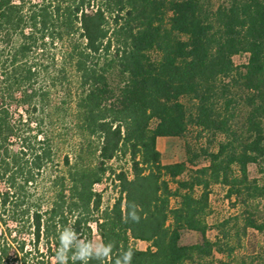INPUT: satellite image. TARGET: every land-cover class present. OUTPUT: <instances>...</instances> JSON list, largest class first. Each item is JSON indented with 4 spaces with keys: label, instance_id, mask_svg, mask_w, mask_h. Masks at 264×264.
<instances>
[{
    "label": "trees",
    "instance_id": "1",
    "mask_svg": "<svg viewBox=\"0 0 264 264\" xmlns=\"http://www.w3.org/2000/svg\"><path fill=\"white\" fill-rule=\"evenodd\" d=\"M190 126L223 136L208 165L163 164ZM213 185L239 211L211 241ZM67 228L112 245L88 264H205L264 234V0H0V264H57Z\"/></svg>",
    "mask_w": 264,
    "mask_h": 264
},
{
    "label": "rangeland",
    "instance_id": "2",
    "mask_svg": "<svg viewBox=\"0 0 264 264\" xmlns=\"http://www.w3.org/2000/svg\"><path fill=\"white\" fill-rule=\"evenodd\" d=\"M224 0H213V4L218 5ZM248 55L240 54L233 57V63L236 67L240 68L247 63ZM68 141L69 137L66 138ZM223 140L221 135H213L210 133L202 132L193 126L188 128L186 134L181 138H160L157 142V149L162 155L163 164H172L179 162H186L187 167L190 169L192 166L188 161L192 160L194 165L203 167L208 165V161L203 156L202 151L207 150L209 152H215L217 145ZM61 156H63L69 150L68 144L61 146ZM113 164L123 167L126 171L129 170L128 164L125 160H122L119 164L114 162ZM251 177H257L255 167L249 168ZM183 175L182 178H185ZM172 188L175 185L171 184ZM96 192L101 194L102 208L111 207L119 196L116 184L111 179L104 180L101 184L94 186ZM176 206V200H171V207ZM238 209L232 206V202L225 198V189L220 185H213L210 188L209 195V215L207 216V223L210 229L206 233V237L214 241L218 232L213 227L220 224L226 219H229L238 213ZM28 241L29 237L24 236ZM200 235L194 232H184L181 238V244L183 245H196L200 243ZM234 242V241H232ZM93 245L100 243L99 237L94 233ZM234 245V243L232 244ZM135 247L139 250H145L148 247L147 243L136 242ZM236 250L230 258H226L223 255L214 254V257L206 260L205 264H217V261L222 260L227 264H259L260 255L263 256L264 251V234L256 233L252 230L247 232V236L242 239L241 245H236ZM30 251L31 246L26 243V247ZM42 251V248H41Z\"/></svg>",
    "mask_w": 264,
    "mask_h": 264
},
{
    "label": "clouds",
    "instance_id": "3",
    "mask_svg": "<svg viewBox=\"0 0 264 264\" xmlns=\"http://www.w3.org/2000/svg\"><path fill=\"white\" fill-rule=\"evenodd\" d=\"M135 218V217H134ZM60 250L58 251L55 260L57 264H67L69 259L67 253L73 250L71 260L73 262L80 261L82 264H88L90 258L102 259L109 256L112 245H104L103 243H97L93 245L90 242L78 239V235L71 229H65L60 237ZM131 253H125L123 256V264H130ZM116 264H121L120 260H117Z\"/></svg>",
    "mask_w": 264,
    "mask_h": 264
},
{
    "label": "crops",
    "instance_id": "4",
    "mask_svg": "<svg viewBox=\"0 0 264 264\" xmlns=\"http://www.w3.org/2000/svg\"><path fill=\"white\" fill-rule=\"evenodd\" d=\"M159 139H160V138H159ZM159 139H158V140H159ZM157 142H158V141H157Z\"/></svg>",
    "mask_w": 264,
    "mask_h": 264
}]
</instances>
